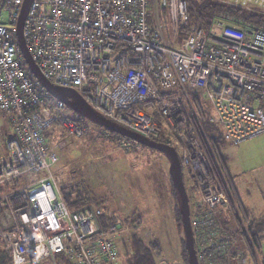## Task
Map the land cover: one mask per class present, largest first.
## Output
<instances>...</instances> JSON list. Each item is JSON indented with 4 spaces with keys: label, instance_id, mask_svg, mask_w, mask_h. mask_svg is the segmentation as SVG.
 <instances>
[{
    "label": "built area",
    "instance_id": "1",
    "mask_svg": "<svg viewBox=\"0 0 264 264\" xmlns=\"http://www.w3.org/2000/svg\"><path fill=\"white\" fill-rule=\"evenodd\" d=\"M218 1L264 14V0ZM24 2L0 0V250L5 264H57V254L72 264H115L122 228L103 226L110 215L103 207L73 206L80 191L65 189L52 171L59 157L50 128L83 133L57 114L63 100L49 104L54 95H42L31 77L17 41ZM22 37L50 84L175 149L196 192L190 224L197 264H264L215 150L205 135L208 153L200 142L193 97L201 95L224 141L264 134V26L225 14L207 28L191 24L186 0H31Z\"/></svg>",
    "mask_w": 264,
    "mask_h": 264
},
{
    "label": "rangeland",
    "instance_id": "2",
    "mask_svg": "<svg viewBox=\"0 0 264 264\" xmlns=\"http://www.w3.org/2000/svg\"><path fill=\"white\" fill-rule=\"evenodd\" d=\"M35 82L45 96L46 90ZM57 99L52 96L48 103L53 105ZM61 100L64 107L57 109V114L75 121L83 134L77 138L55 124L50 128L47 139L51 146H56L59 157L52 171L62 177L65 189L76 186L89 205L103 207L116 216V223L122 229L116 240L115 264H127L132 253L130 237L133 233L145 242L159 241L160 251L154 253L156 264H187L182 256L183 222L182 226L178 225L175 218L174 204L180 201L182 205L179 195L176 200L171 190L170 155L120 136L81 115L75 110L77 101L69 92H64ZM90 109L102 116L94 108ZM204 135L213 147L210 138L218 137V133L204 131ZM125 141H132L134 146L122 149L121 143ZM204 144L206 150L208 146ZM213 149L226 158L227 174L248 215L245 221L259 222L264 217V134L236 145L220 138ZM41 175L33 173L31 177ZM180 179L191 211L196 192L182 172ZM259 246L258 259L264 261V231Z\"/></svg>",
    "mask_w": 264,
    "mask_h": 264
},
{
    "label": "trees",
    "instance_id": "3",
    "mask_svg": "<svg viewBox=\"0 0 264 264\" xmlns=\"http://www.w3.org/2000/svg\"><path fill=\"white\" fill-rule=\"evenodd\" d=\"M186 4H187V10L190 16V23L198 24L205 28H207L210 25L213 19H215L216 17L222 14L228 15L229 17H231V19H237V20H242L247 23H252L256 27L264 26V14L255 13V12L243 10L237 7H233L230 5H226V4L218 2L217 0H186ZM31 77L34 79L33 75H31ZM193 97H194V102H195V106H196L198 117H199L198 120H195V126H196L199 139L204 143L203 132L205 131L209 133L212 131H216V129L208 122V115H209L208 106L205 105V103L203 102V98L201 97V95L194 93ZM195 97L197 98V100ZM210 140L213 143V147L215 148V144L220 140V136L219 135L218 137L213 136L210 138ZM159 141L161 142V140ZM203 145L205 147V144ZM205 152L208 153V149H206ZM216 154H217L221 167H223L224 169V174H225L224 176L226 177L228 187L230 188V191L237 202V206L241 210L240 204L238 202L239 198H238L237 191L235 190L233 184L231 183L229 175L227 174L226 158L220 155L218 152H216ZM170 182H172L171 179H170ZM218 182L220 184V187L226 191L227 188L224 187L220 177H218ZM5 189H6L5 186H0V192ZM171 190H172L173 195H175V197L177 198L176 200H179L180 198V196L178 198L179 193L173 184H172ZM187 198H188V194H187ZM88 203H89L88 199L83 197V195H80L77 199H74V201L72 202V205L76 207H80L84 205H89ZM174 209H175L176 222L178 223V225L182 226L183 218H182V207L180 206V201L178 204L176 201V203L174 204ZM243 216H244V219H247L248 217V215H243ZM100 221L103 224V226H105L107 222L109 224L115 223L117 221V218L112 212H110V215L104 216ZM234 222L235 221L233 220H231L230 222L231 224L230 226L232 228L234 227ZM246 223L256 243V246L259 249L261 233L262 231H264V217H262L259 222L247 220ZM130 240H131V246H132L131 247L132 253L127 258V264H156L154 253L160 251V243L158 240L145 242L144 240H142L140 237H138L134 233L131 234ZM182 256L184 260L186 261V263L189 264V257H188V252L186 248L185 239L182 240ZM6 258L7 257H5L3 252L0 250V264H5ZM56 260H57V263L60 262L61 264H72L68 258H65L61 254L56 255Z\"/></svg>",
    "mask_w": 264,
    "mask_h": 264
},
{
    "label": "water",
    "instance_id": "4",
    "mask_svg": "<svg viewBox=\"0 0 264 264\" xmlns=\"http://www.w3.org/2000/svg\"><path fill=\"white\" fill-rule=\"evenodd\" d=\"M31 0H25L21 15L18 20V25H17V41L18 45L20 48V52L26 62V65L28 69L30 70L31 74L33 77L38 81V83L47 91L52 93V95L56 96L57 98L62 99L63 98V93L64 92H69L72 94L77 103L74 105L75 110L80 113L81 115L96 121L97 123L101 124L104 126L106 129L117 133L120 136L132 139L136 142H139L141 145L151 148V149H157L164 151L168 153L172 159V163L170 165L169 173H170V178L171 181L174 185V187L177 189L180 200H181V205H182V218H183V227H184V233H185V243H186V248L188 252V257H189V264H197L196 260V253H195V248H194V243H193V236H192V230H191V224H190V210H189V202L187 198V193L186 189L183 185L182 180L180 179V173H181V165L179 161V157L175 149L169 145H166L164 143L155 141V140H150L147 138H144L136 133H133L123 127L117 126L110 120L94 113L90 107L87 105V103L84 101V99L74 90L69 89V88H63V87H57L52 84H50L39 72L37 69L35 63L32 61L26 46L25 42L22 37V26H23V21L25 14L27 12V9L29 7Z\"/></svg>",
    "mask_w": 264,
    "mask_h": 264
},
{
    "label": "crops",
    "instance_id": "5",
    "mask_svg": "<svg viewBox=\"0 0 264 264\" xmlns=\"http://www.w3.org/2000/svg\"><path fill=\"white\" fill-rule=\"evenodd\" d=\"M237 194H238V193H237ZM238 198H239V196H238ZM238 202H239V204H240L242 214H243V215H247V212H246L245 208L243 207L240 198H239V201H238ZM263 262H264V261H263Z\"/></svg>",
    "mask_w": 264,
    "mask_h": 264
}]
</instances>
